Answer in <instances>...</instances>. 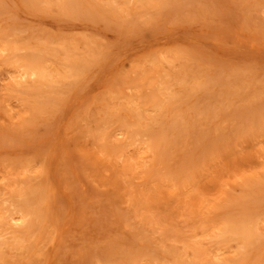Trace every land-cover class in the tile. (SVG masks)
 Wrapping results in <instances>:
<instances>
[{"label":"rangeland","instance_id":"rangeland-1","mask_svg":"<svg viewBox=\"0 0 264 264\" xmlns=\"http://www.w3.org/2000/svg\"><path fill=\"white\" fill-rule=\"evenodd\" d=\"M0 264H264V0H0Z\"/></svg>","mask_w":264,"mask_h":264},{"label":"bare ground","instance_id":"bare-ground-1","mask_svg":"<svg viewBox=\"0 0 264 264\" xmlns=\"http://www.w3.org/2000/svg\"><path fill=\"white\" fill-rule=\"evenodd\" d=\"M31 65V64H30ZM34 66V65H33ZM80 89V88H79ZM45 151V150H44ZM50 176V175H49ZM32 205V204H31ZM24 206V205H23ZM25 206H27V205H25ZM26 212V211H25ZM26 216H27V212H26ZM30 216V215H29ZM224 219V218H223ZM26 231H27V229H26ZM33 238H35V237H33ZM11 255V254H10ZM3 262V261H2Z\"/></svg>","mask_w":264,"mask_h":264}]
</instances>
